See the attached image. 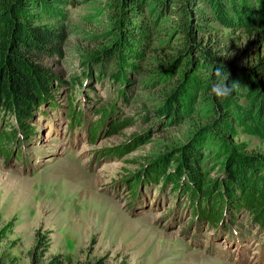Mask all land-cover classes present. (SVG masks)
Instances as JSON below:
<instances>
[{"label": "rangeland", "instance_id": "1", "mask_svg": "<svg viewBox=\"0 0 264 264\" xmlns=\"http://www.w3.org/2000/svg\"><path fill=\"white\" fill-rule=\"evenodd\" d=\"M71 1L61 53L40 60L50 93L22 120L0 107V264H264V133L251 93L237 88L230 119L216 123L211 83L183 80L170 113L184 73L178 4L149 6L150 29L123 52L117 0ZM243 4L264 10V0ZM194 8L221 63L250 68L264 56V33L198 23L214 9ZM189 144L197 170L183 169ZM232 155L250 159L258 184L229 198Z\"/></svg>", "mask_w": 264, "mask_h": 264}, {"label": "trees", "instance_id": "2", "mask_svg": "<svg viewBox=\"0 0 264 264\" xmlns=\"http://www.w3.org/2000/svg\"><path fill=\"white\" fill-rule=\"evenodd\" d=\"M212 3L213 11L196 14L202 20L198 23L209 25L219 21L241 29L249 35H262L264 33V10H251L243 0H208ZM174 2L176 10H180L182 33L185 45L177 48L175 58L183 60V75L179 79L176 94L168 102V111L173 113L175 106L180 105V94L186 82H194L200 77H206L210 86L215 81L214 69L222 68L230 74V81L240 83L238 88H244L251 93L253 113L264 133V56L250 68L225 65L220 62L218 51L203 46L200 32L201 25L193 24L191 15H194L195 0H117L116 24L119 29L117 49L126 52L135 46L137 34H143L150 29V18L147 8L157 5L160 12L169 9ZM71 0H0V107L16 111L22 120L40 106L43 97L50 93L53 75L40 63L44 56L61 53L62 46L68 37L66 25L67 14L63 9L71 5ZM48 13V16H44ZM211 46V44H210ZM171 59V62L175 61ZM183 80L185 83H182ZM235 90L233 95H238ZM220 110L216 123H225L230 114L224 104L230 97L218 100L212 95ZM176 111V110H175ZM209 128V126L207 127ZM187 155L184 168H196L188 158L195 153L192 144L185 147ZM197 155V154H196ZM199 157V154H198ZM250 159L232 155L226 169L227 184L223 186L232 198L235 191H248L258 184L252 171ZM159 166L155 169L158 170ZM175 175L169 177L174 182L181 183L183 170H176ZM189 176L198 184V172H188ZM166 174H164L165 176ZM252 181V182H251ZM217 187V186H216ZM258 188V187H256ZM264 189V187H262ZM219 189V188H217ZM199 193L209 195L210 189L198 188Z\"/></svg>", "mask_w": 264, "mask_h": 264}, {"label": "clouds", "instance_id": "3", "mask_svg": "<svg viewBox=\"0 0 264 264\" xmlns=\"http://www.w3.org/2000/svg\"><path fill=\"white\" fill-rule=\"evenodd\" d=\"M213 75L215 81L212 85L211 92L218 100H224L233 95L240 83L235 80L230 81V74L217 67L214 69Z\"/></svg>", "mask_w": 264, "mask_h": 264}]
</instances>
